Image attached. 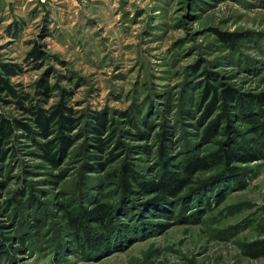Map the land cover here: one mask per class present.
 Instances as JSON below:
<instances>
[{
	"label": "rangeland",
	"instance_id": "1",
	"mask_svg": "<svg viewBox=\"0 0 264 264\" xmlns=\"http://www.w3.org/2000/svg\"><path fill=\"white\" fill-rule=\"evenodd\" d=\"M218 32L242 36L231 46ZM34 47L45 55L38 67L27 59ZM4 65L17 66L11 83L44 107L58 101L60 87L70 91L68 106L84 119L58 165L42 161L24 138L0 161L8 250L0 264H264L263 159L216 185L205 182L215 170L200 172L196 193L185 189L164 207L145 206L150 196L136 192L112 225L78 233L98 239L95 250H80L70 221L93 201L114 204L118 188L108 174L124 162L156 176L161 131L174 164L187 150L213 148L198 141L206 81L247 100L264 93V0H0V74ZM43 80L56 88L47 103L35 85ZM2 103L3 112L20 116ZM92 111L107 114L114 136L99 151L88 145ZM123 111L137 115L136 126ZM234 124L246 133L245 123ZM137 130L146 137L127 133ZM87 147L99 159H89Z\"/></svg>",
	"mask_w": 264,
	"mask_h": 264
},
{
	"label": "trees",
	"instance_id": "2",
	"mask_svg": "<svg viewBox=\"0 0 264 264\" xmlns=\"http://www.w3.org/2000/svg\"><path fill=\"white\" fill-rule=\"evenodd\" d=\"M221 40L233 46L242 34L218 32ZM44 53L37 47L27 53V59L35 66H40L39 60L44 58ZM16 65H4L0 74V101L5 105H12L20 116H12L0 109V161H4L7 154L14 148V142L20 139H28L32 142L35 153L48 164L58 163L68 155V149L74 141V135L70 131L77 126L84 115L78 116L66 100L67 91L63 87L59 89L60 98L54 104L44 107L29 92L16 88L10 77L16 73ZM209 79L210 72H204ZM214 79V78H213ZM44 96L43 103H47L51 92L56 88L47 80L38 81L35 84ZM202 96L198 106L203 108L198 123L202 125L198 134V141L202 145H212L213 148L203 153H188L179 164H174L172 155L167 150V134L162 132L156 135L158 141L157 162L159 173L153 178H145L138 169L128 162H124L116 174H108V179H114L117 184L118 196L114 202L93 201L88 207L81 209L77 216H71L74 239L78 240L80 250H95L98 239L92 234L80 233L85 225L96 224L100 226L112 225L114 215L129 209L128 200L136 192L148 194L150 198L144 201L145 206L153 205L164 207L169 200L176 199L186 191L196 193L200 183H194V178L200 172L215 170V174L205 182L213 185L227 177L237 173L239 165L251 163L260 159L264 160V93L255 99L247 100L230 86L223 88L209 84H203ZM201 104V106H200ZM219 109L207 122V114L212 108ZM131 126H136L137 115L123 111L121 113ZM138 114H141L139 111ZM86 125L90 136L88 145L96 151L101 150L106 143L113 141L114 136L109 133L111 119L103 111H92L86 118ZM245 123L246 133L237 130L235 122ZM144 127H148L145 119L140 118ZM107 132L103 139L101 135ZM135 137H146L144 132L137 130L135 133L127 132ZM251 134V135H249ZM86 154L89 159H99L96 154ZM99 163V162H98ZM101 168V164H98ZM199 182V181H198ZM2 184L0 183V186ZM216 185V184H215ZM189 187V188H188ZM243 188L244 184L240 183ZM187 189L186 191H184ZM195 195V194H192ZM191 195V196H192ZM183 200V199H182ZM161 205V206H160ZM120 212V213H119ZM82 235V236H81ZM2 234H0V254L7 252ZM81 242V243H80Z\"/></svg>",
	"mask_w": 264,
	"mask_h": 264
}]
</instances>
